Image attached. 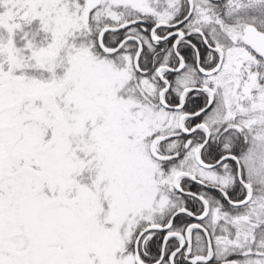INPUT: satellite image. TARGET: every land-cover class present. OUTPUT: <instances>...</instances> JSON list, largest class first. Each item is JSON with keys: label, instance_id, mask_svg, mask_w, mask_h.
I'll return each instance as SVG.
<instances>
[{"label": "snow or ice", "instance_id": "1", "mask_svg": "<svg viewBox=\"0 0 264 264\" xmlns=\"http://www.w3.org/2000/svg\"><path fill=\"white\" fill-rule=\"evenodd\" d=\"M0 264H264V0H0Z\"/></svg>", "mask_w": 264, "mask_h": 264}]
</instances>
